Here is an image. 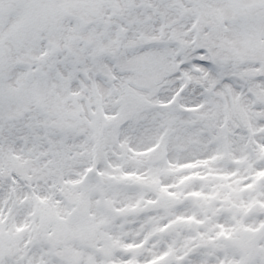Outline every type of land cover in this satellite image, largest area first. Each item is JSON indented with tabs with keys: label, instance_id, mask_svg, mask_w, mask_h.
<instances>
[{
	"label": "snow or ice",
	"instance_id": "obj_1",
	"mask_svg": "<svg viewBox=\"0 0 264 264\" xmlns=\"http://www.w3.org/2000/svg\"><path fill=\"white\" fill-rule=\"evenodd\" d=\"M0 264H264V0H0Z\"/></svg>",
	"mask_w": 264,
	"mask_h": 264
}]
</instances>
